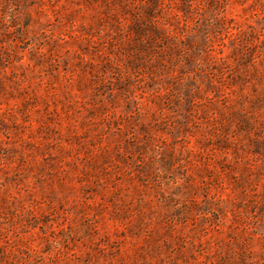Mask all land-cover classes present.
Here are the masks:
<instances>
[{
  "label": "rangeland",
  "instance_id": "374dc122",
  "mask_svg": "<svg viewBox=\"0 0 264 264\" xmlns=\"http://www.w3.org/2000/svg\"><path fill=\"white\" fill-rule=\"evenodd\" d=\"M0 264H264V0H0Z\"/></svg>",
  "mask_w": 264,
  "mask_h": 264
}]
</instances>
